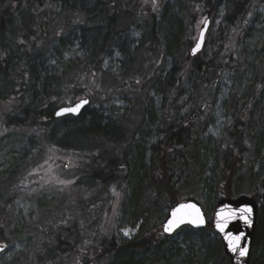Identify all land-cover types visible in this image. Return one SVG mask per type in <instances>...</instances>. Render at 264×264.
Listing matches in <instances>:
<instances>
[{
  "label": "trees",
  "instance_id": "1",
  "mask_svg": "<svg viewBox=\"0 0 264 264\" xmlns=\"http://www.w3.org/2000/svg\"><path fill=\"white\" fill-rule=\"evenodd\" d=\"M85 1L0 0V131L15 133L0 138L1 144H7L3 162L8 164L0 171L4 179L0 184L6 186L0 185L2 197L29 166L36 169L49 162L54 149L75 153L77 177L109 190L129 181L125 167L136 163L139 169L132 183L140 187L144 183L155 203L165 201L164 210L180 199L197 200L204 194L210 195L207 208L221 198L253 197L259 213L250 264H264V58L259 63L239 61L246 51L242 22L264 0H173L156 7L155 0H94L92 9L84 8ZM223 4L228 8L224 18L234 25V32L220 33L214 57L199 61V56L189 57L188 48L180 52V45L197 26L195 6L206 9V17L213 21ZM44 17H50L48 22ZM136 33L139 36L133 40ZM76 43L80 50L70 51ZM245 72L248 82H244ZM223 75L233 85L223 101L229 125L219 139L200 142L202 127L197 124L207 120L202 124L205 129L212 123L211 105L216 98L210 97ZM191 79L206 86L205 94L180 119L174 105L187 92ZM148 95L159 98L155 113L144 106L153 100L142 99ZM116 96L126 104L123 110L112 106ZM82 97H88L90 105L80 117H53L58 107ZM66 121L76 124L59 138V125ZM19 132H30L34 141L26 143L36 150L28 158ZM3 209L0 243L6 244ZM110 210L109 206L104 211L105 225L98 223L87 240L76 238L77 229L69 235L48 230L43 234L49 240L43 238L4 264H56L51 258L65 252L80 255L83 264H193L190 260L229 264L210 224L202 230L185 226L175 233L183 236L190 251L184 255L171 243L174 235L162 233L161 221L151 224L145 215L139 233L128 243L118 244L106 225L113 216ZM54 214L49 219L56 218ZM130 214L131 219L138 218L136 209ZM25 227L29 226L17 230L16 240L27 250L35 233L26 232Z\"/></svg>",
  "mask_w": 264,
  "mask_h": 264
},
{
  "label": "rangeland",
  "instance_id": "2",
  "mask_svg": "<svg viewBox=\"0 0 264 264\" xmlns=\"http://www.w3.org/2000/svg\"><path fill=\"white\" fill-rule=\"evenodd\" d=\"M6 1V0H5ZM161 1L173 2V0H155L153 3L154 6L158 5ZM143 2H145L143 0ZM148 2V1H146ZM185 3V0H183ZM3 3H0V8ZM153 5V4H151ZM85 9H92L94 6V0H86L83 3ZM150 6V5H149ZM195 12L198 17L197 26L193 35L190 37L186 36V40H184V44H181L180 52H183L184 49L186 53L189 52L193 43L196 39L197 32L206 18V9H203L202 6L196 5ZM58 10L55 9L54 12ZM228 11L226 9V5L223 4L221 8H219L217 15L213 21H211L206 44L199 56V61L210 60L214 57L215 53L218 51L219 40L218 37L220 33H228L234 32V25L230 24L225 20L224 15ZM48 13V11H47ZM242 14V12H241ZM238 18H234L233 22L237 24L240 19V15ZM50 17H44V20L48 22ZM243 38H244V47L245 52L244 55L240 56L239 61H258L263 60L264 58V5L260 4L258 7L253 8L251 13H248V16L245 17V20L242 22ZM190 30L186 29V33ZM138 33H136L132 39L136 40ZM141 36V33H140ZM160 38V37H159ZM221 38V37H220ZM191 45H190V43ZM185 43H189L187 46ZM69 50V49H67ZM78 51L80 47L78 43H76L70 51ZM118 59V56H114V60ZM113 60V59H112ZM111 62V59L108 61ZM242 63V62H241ZM164 73H166L167 69H162ZM226 74V73H225ZM245 74H247L245 72ZM246 77H248L246 79ZM220 81L217 84L215 92L212 93L210 99L215 97V102L211 105L212 107V117L213 121L208 128L203 129V125L208 121H203L202 124H197V128L202 127V129H198L200 132L198 133V137L200 138V142L209 143L211 141H215L219 139L222 131L229 125V119L225 115L223 110L224 104L223 101L228 98L227 94L232 91V83L226 77V75L219 77ZM244 82L249 81V75H245ZM206 86L204 84L197 83L193 79H191L188 83V90L184 96H182L179 100H176L175 103V113L177 112L178 117L181 119L186 116L189 112H191L195 104L199 101L205 94ZM114 98V102H112V106L116 109H122L126 106L119 98L116 96ZM148 98H152V101H146L145 107L150 106L153 113L159 107V98H156L154 95L143 96V100H147ZM134 99V98H133ZM135 100V99H134ZM210 106V104L208 105ZM125 108L124 110H127ZM227 112V110H226ZM147 117H145L146 120ZM149 119V117H148ZM200 123V121H199ZM76 122L66 121L62 125H59L60 136L65 132L68 127L74 126ZM6 134H10L9 136H14V132H5L4 130L0 131V138ZM36 137V136H35ZM142 137V136H140ZM19 139L21 143L32 144L34 141L32 140L30 132H19ZM154 141V140H150ZM32 142V143H31ZM5 143V142H3ZM26 144V145H27ZM149 144V142H148ZM6 146L1 144L0 141V171L2 168L7 167L8 164L3 162L5 154V150H7ZM28 157L32 155L36 150L30 145H27ZM201 149V147H200ZM62 150L54 149L50 154L49 162L45 163L42 167H36V169H31L29 166L20 177H17L15 181L9 184L8 191L2 195L0 194V209L4 208V217L2 219L3 225L5 226L4 239L8 241L6 243L8 247V251L0 257V264H4L5 261L9 260L10 257L16 256L18 253H26L31 247H35L39 244L43 238L49 240L47 236L43 234L45 231H52L53 235L55 234H70L73 233L74 229L78 231V240L85 241L90 236H93L94 230L97 227V224H104L105 213L104 211L111 208V213L113 214L110 219L108 225V229L110 232H114L116 240L118 244H125L132 240L140 231V222L141 218L145 215L152 223L161 221V225L165 219V216L168 210H164L165 201L160 200L155 203L154 196L151 197L150 192L147 186L143 184L145 187H140V183L135 186L132 183L133 174L136 173L137 168L139 167L136 163H131L128 167H125L124 174L129 178V181L123 183L119 188L106 189L102 186L93 185L88 183L86 179H79L77 176L79 171L76 165L72 162L78 159L75 153H72L70 150ZM136 148L133 152L132 159L136 157ZM203 157V161H204ZM131 161V159H130ZM3 162V163H2ZM8 163V162H7ZM68 163V164H66ZM138 166V167H137ZM139 169V168H138ZM205 176L207 175V171L205 172ZM130 175V177H129ZM4 181L0 176V183ZM81 181L83 183H78ZM1 185V184H0ZM5 186V182L1 185ZM1 187V188H2ZM16 191V193L14 192ZM201 191V190H199ZM203 191V190H202ZM1 193V189H0ZM10 193L13 194L12 198L8 203H4L6 199H9ZM197 199V201L202 205L204 212L206 214V218L208 221H211L214 207L207 208L208 197L210 195H205ZM152 199V200H151ZM140 201H142V205L144 211L140 212ZM135 206L134 207H132ZM129 209V212H128ZM136 209L138 213L137 219H131L130 212ZM146 210H150L149 213H146ZM55 213L54 216L56 218H50L52 213ZM48 214V219H44V215ZM103 221V222H102ZM49 223L47 226L46 224ZM154 223V224H155ZM105 225V224H104ZM24 226H29L26 228V232H30V230H34L35 233L32 238V244L28 245L27 250L22 249L19 246V242L16 240L20 235H16L17 230L23 228ZM47 228V230H46ZM40 232L39 234L36 232ZM42 232V234H41ZM128 232L126 236L124 233ZM32 235V234H30ZM255 236V235H254ZM38 237H40L38 239ZM80 237V239H79ZM171 243L174 245L175 250L183 249V254H190V251H187L186 246L183 244V236L175 234L171 237ZM261 242V241H260ZM260 246V244H259ZM82 249H85L83 247ZM68 252V251H67ZM22 253V254H23ZM36 253V252H34ZM59 257L53 256L51 260H56V264H83L84 259L80 255L78 256H70V253H63L61 255L58 254ZM199 259V258H194ZM54 260V261H55ZM195 264L193 261H189Z\"/></svg>",
  "mask_w": 264,
  "mask_h": 264
},
{
  "label": "water",
  "instance_id": "3",
  "mask_svg": "<svg viewBox=\"0 0 264 264\" xmlns=\"http://www.w3.org/2000/svg\"><path fill=\"white\" fill-rule=\"evenodd\" d=\"M211 24V20L207 17L201 24L196 39L193 43V46L189 50V57H197L203 50L206 42V36ZM201 33H203V38L201 40ZM197 43L200 44L198 50L193 52V49L196 48ZM90 103L88 97L80 98L74 103L66 106H61L54 111L53 117L55 119H61L64 117H73L78 118L87 108ZM77 105H80L79 110L76 112L66 111L67 109L76 108ZM60 113V115H57ZM192 206L191 208L182 206ZM176 209H181V212L178 215H187L188 218L195 216V209L199 210V216L203 219L204 223L200 224H191L187 222L180 224L179 226L173 228L171 232H166L165 227L168 226L169 221L173 220L172 213ZM245 209H250V212L245 211ZM221 213H234L235 215L229 216L227 219V225L224 228L223 232H220L217 228V224L222 223L223 221L220 218ZM258 218V204L256 200L247 195H240L235 198H221L215 205L213 215L210 221L212 230L219 236L223 248V253L229 260V264H250L251 250L253 245V239L255 235L256 223ZM208 224L206 214L202 205L193 198H186L176 202L171 208H169L166 217L162 223V232L165 236H172L183 226H189L195 230H202ZM227 238L234 239L239 237L238 241H234L236 244V250L232 251L229 247V242ZM7 247L4 244H0V256L6 252ZM246 250L245 254L242 256L241 252Z\"/></svg>",
  "mask_w": 264,
  "mask_h": 264
},
{
  "label": "snow or ice",
  "instance_id": "4",
  "mask_svg": "<svg viewBox=\"0 0 264 264\" xmlns=\"http://www.w3.org/2000/svg\"><path fill=\"white\" fill-rule=\"evenodd\" d=\"M203 38V33H201V40ZM200 47V44L197 43L196 45V48L193 49V52L195 53L196 50H198ZM79 107L80 105H77L76 108H73V109H67L66 111H72V112H76L79 110ZM57 115H60V113H57ZM183 207H188V208H191L192 206H182ZM245 211L247 212H250L251 210L250 209H245ZM181 212V209H176L172 215H173V220L169 221V224L168 226L165 227V231L166 232H171L173 230V228L179 226L180 224H183L185 223L186 219H187V222L188 223H191V224H200L202 225L204 223L203 219L199 216V210L198 209H195V216L192 217V218H188L187 215H178L179 213ZM220 215V218L221 220L223 221L222 223H219L217 224V228L219 229L220 232H223L224 231V228L226 227L227 225V219L229 218V216H232V215H235L234 213H221L219 214ZM126 236L128 235V232H125L124 233ZM228 239V242H229V247L232 251H235L236 250V244L234 241H238L240 238L239 237H236L234 239H231V238H227ZM246 250L242 251L241 252V255L243 256L245 254Z\"/></svg>",
  "mask_w": 264,
  "mask_h": 264
},
{
  "label": "bare ground",
  "instance_id": "5",
  "mask_svg": "<svg viewBox=\"0 0 264 264\" xmlns=\"http://www.w3.org/2000/svg\"><path fill=\"white\" fill-rule=\"evenodd\" d=\"M212 229V228H211Z\"/></svg>",
  "mask_w": 264,
  "mask_h": 264
}]
</instances>
